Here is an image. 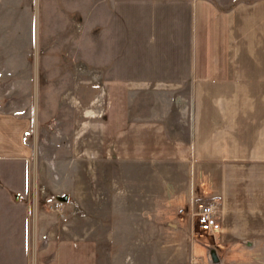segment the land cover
Segmentation results:
<instances>
[{
	"label": "crops",
	"instance_id": "0c3cea01",
	"mask_svg": "<svg viewBox=\"0 0 264 264\" xmlns=\"http://www.w3.org/2000/svg\"><path fill=\"white\" fill-rule=\"evenodd\" d=\"M52 2L58 9H83L85 18L98 9L104 18L97 34L105 41L108 59L104 65L111 77L81 80L73 88L79 102L74 158L91 164L116 160L147 169L148 176L137 177L132 184L137 196H147L148 216H155L157 199L163 202V214L172 216L175 203L180 209L192 198L207 197L199 193L198 185L204 166L227 169L226 181L212 195L223 204L217 235L223 234L231 246L244 237L243 227L245 232L253 231L251 218L259 216L264 243V0ZM45 3L0 0L8 9L21 10L41 8ZM18 23L8 18L3 22L9 29ZM97 29L95 23L90 24L91 34ZM141 93L171 94L169 109L162 114L152 105L149 112L132 117ZM173 110L179 115L177 132H187L178 141L170 133ZM28 131L27 117L0 107V264H97L88 240L79 246L72 239L53 240L39 249V258L30 259V250L41 245L40 224L46 214L23 203L31 196ZM172 150L180 154L179 167L190 169L192 175V187H183V193L173 190L166 177L162 182L156 177V168H165L161 164L171 168ZM235 170L244 171L243 206L236 194ZM252 171L258 177H251ZM157 184L164 194L160 199L156 198ZM140 211L138 216L144 210ZM148 232L154 234L155 227ZM225 262L214 264H229ZM194 264L208 263L203 259Z\"/></svg>",
	"mask_w": 264,
	"mask_h": 264
},
{
	"label": "rangeland",
	"instance_id": "374dc122",
	"mask_svg": "<svg viewBox=\"0 0 264 264\" xmlns=\"http://www.w3.org/2000/svg\"><path fill=\"white\" fill-rule=\"evenodd\" d=\"M7 18L19 23L9 29L3 24ZM101 21L104 23V18H100L98 9L91 10L89 18H85L83 9H58L52 0H46L41 8L32 6L26 10L0 5V107L28 118L25 140L30 151L31 196L23 203L46 214L40 224L41 245L30 250V259L35 261L37 255L39 258V249L53 240L72 239L76 246L91 241L97 264H194L203 259L214 264V250L221 263L264 261L259 216L251 218L249 226L253 231L245 232L243 227L244 237L231 246L224 242L223 234L201 232L197 224L199 204L218 202L223 219L222 199L212 195L226 181L227 169L204 166L198 185L199 193L209 194L207 197L192 198L180 209L175 208V203L172 216L163 214V202L157 199L155 216H148L147 196H137V187L132 184L137 177H147V169H135L116 160L91 164L74 158L73 128L79 102L73 88L81 80L107 81L111 77L109 67L104 65L108 59L105 41L97 34ZM94 23L98 29L91 34L90 24ZM170 96L139 94L131 116L149 112L152 105L163 114L164 109H169ZM171 116L172 139L185 138L187 132H177L179 115L173 110ZM170 155L171 168L161 164L165 168H156V177L161 182L164 177L171 180L173 190H190V169L179 167L180 154L172 150ZM258 175L252 171L251 177ZM243 177V170H235L240 206L245 195ZM159 188L157 184L156 198H163ZM65 195L67 201L58 200ZM139 209L144 210L141 216L137 215L142 212ZM152 226L154 234L148 232ZM141 229L143 232L136 231Z\"/></svg>",
	"mask_w": 264,
	"mask_h": 264
},
{
	"label": "built area",
	"instance_id": "2783aa9c",
	"mask_svg": "<svg viewBox=\"0 0 264 264\" xmlns=\"http://www.w3.org/2000/svg\"><path fill=\"white\" fill-rule=\"evenodd\" d=\"M196 219L201 232L217 235L221 231L219 203L199 204L196 211Z\"/></svg>",
	"mask_w": 264,
	"mask_h": 264
},
{
	"label": "water",
	"instance_id": "95a60500",
	"mask_svg": "<svg viewBox=\"0 0 264 264\" xmlns=\"http://www.w3.org/2000/svg\"><path fill=\"white\" fill-rule=\"evenodd\" d=\"M58 200L67 201V200H68V196H67V195H65V196H63V197H60V196H59V197H58ZM211 256H212V259H213V261H214L215 263H218V262H219V258H218V256H217V253L215 252V250L211 252Z\"/></svg>",
	"mask_w": 264,
	"mask_h": 264
}]
</instances>
